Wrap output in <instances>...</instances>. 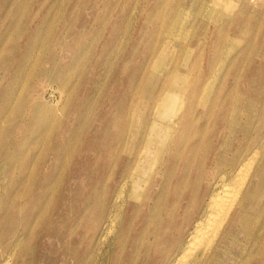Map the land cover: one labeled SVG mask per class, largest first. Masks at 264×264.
<instances>
[{
  "label": "rangeland",
  "instance_id": "obj_1",
  "mask_svg": "<svg viewBox=\"0 0 264 264\" xmlns=\"http://www.w3.org/2000/svg\"><path fill=\"white\" fill-rule=\"evenodd\" d=\"M223 1L0 0V264H176L252 159L242 210L188 263L264 264V0ZM167 89L180 128L139 202Z\"/></svg>",
  "mask_w": 264,
  "mask_h": 264
},
{
  "label": "bare ground",
  "instance_id": "obj_2",
  "mask_svg": "<svg viewBox=\"0 0 264 264\" xmlns=\"http://www.w3.org/2000/svg\"><path fill=\"white\" fill-rule=\"evenodd\" d=\"M208 1V0H207ZM233 1V0H231ZM237 1V0H236ZM259 1V0H258ZM257 1V2H258ZM263 1V0H261ZM199 2V1H198ZM216 2V1H215ZM224 9L228 12H230L232 9H234L232 2L230 1H223ZM219 3V2H218ZM264 4V3H263ZM218 4H216L217 7ZM235 5V4H234ZM211 6V5H210ZM219 6V5H218ZM248 6V5H247ZM263 6V5H262ZM217 9V8H216ZM256 9V8H255ZM220 12V11H219ZM227 12V13H228ZM251 12V11H250ZM200 13V12H199ZM226 13V14H227ZM223 14V13H222ZM232 15V14H231ZM222 16V15H221ZM253 16V15H252ZM256 16V15H255ZM207 17V16H206ZM218 17V16H217ZM220 17V16H219ZM218 17V18H219ZM216 18V17H215ZM228 18V17H227ZM221 19V18H219ZM252 20V19H251ZM253 21V20H252ZM222 22V21H220ZM259 23V22H258ZM221 27V26H220ZM254 27V26H253ZM237 28V27H236ZM256 28V27H255ZM214 30V29H213ZM212 30V31H213ZM206 34V33H205ZM204 34V35H205ZM254 34V33H253ZM232 36V35H231ZM205 37V36H204ZM253 39V38H252ZM248 42V41H247ZM249 43V42H248ZM252 43V42H250ZM251 45V44H250ZM223 51V50H222ZM224 53V52H223ZM250 53V52H249ZM248 53V54H249ZM235 58V57H234ZM246 59V58H245ZM229 60V59H228ZM230 62V61H229ZM233 63V62H232ZM245 63V62H244ZM224 64V63H223ZM222 64V66H223ZM229 66V65H228ZM242 69V68H241ZM215 70V69H214ZM213 70V71H214ZM226 70V69H225ZM229 70V69H228ZM221 74V73H219ZM212 75V74H211ZM224 78V77H223ZM238 78V77H237ZM238 80V79H237ZM164 100L160 108H155L154 110V120L151 123V126L149 128V136L145 143V146L143 147V150L139 153V156L136 160V163H134L133 172L131 174V194L130 198L135 199L137 201H141L142 199V193L146 190L145 187L149 184V181L151 180L153 174L157 172L158 169H160L162 172L166 173L169 164L168 159H164L163 157L165 155V152H169L171 148L169 145L171 144L174 134L178 131V128H180V125L177 123L176 119L181 114V109L183 105V94L180 92V90H170L167 89ZM238 93V92H237ZM242 93V92H241ZM235 94V93H234ZM241 95V94H240ZM237 96V95H236ZM260 96V95H259ZM234 97V96H233ZM243 98V97H242ZM252 98V97H251ZM238 99V97H237ZM263 100V99H262ZM236 101V100H235ZM242 101V100H241ZM239 102V101H238ZM257 102V101H256ZM258 103V102H257ZM236 104V103H235ZM257 105V104H256ZM254 105V107L256 106ZM238 106V105H237ZM169 109H172V113L168 112ZM240 107V106H238ZM252 108V107H251ZM175 110V111H174ZM233 110V108H232ZM263 111V110H262ZM247 112V111H246ZM237 114V113H236ZM243 114V113H242ZM259 115V114H258ZM238 116V115H237ZM236 116V117H237ZM150 117V116H149ZM147 117V118H149ZM259 117V116H258ZM251 118V117H250ZM144 119V118H143ZM233 119V118H232ZM144 121V120H143ZM159 121H162V127L158 124ZM256 121V120H255ZM147 122V121H146ZM186 122V120H185ZM184 122V123H185ZM236 122V121H235ZM248 122V121H247ZM144 123V122H143ZM231 123V121H230ZM147 124V123H145ZM188 124V122L186 123ZM186 124H184V129L187 127ZM193 124V123H192ZM207 124V123H206ZM237 125V124H236ZM146 126V125H145ZM149 126V125H148ZM246 126V124H245ZM235 127V126H233ZM249 127V126H248ZM259 127V125H258ZM252 128V127H251ZM143 129V128H142ZM206 129V128H205ZM235 129V128H234ZM253 129V128H252ZM262 129V128H260ZM147 130V126H146ZM233 130H231L232 132ZM145 132V131H144ZM257 132V131H256ZM262 132V131H261ZM145 134V133H144ZM143 134V135H144ZM155 134L157 135V142L155 144V148H150L153 138L155 137ZM233 134V133H232ZM230 135V134H229ZM251 135V134H250ZM146 136V134H145ZM154 136V137H153ZM140 137V136H139ZM229 137V136H227ZM183 139V137H181ZM230 139V138H229ZM253 139V138H252ZM251 139V140H252ZM146 140V139H144ZM156 140V139H155ZM139 141V140H138ZM142 141V140H141ZM140 142V141H139ZM252 142V141H251ZM250 142V143H251ZM128 144V143H127ZM138 145V142L136 143ZM135 145V146H136ZM200 145V144H199ZM252 145V144H251ZM254 145V144H253ZM228 146V145H227ZM169 147V148H168ZM205 148V147H204ZM250 148V147H249ZM264 148V147H263ZM139 149V146H138ZM254 149V148H253ZM251 149V150H253ZM136 150V149H135ZM224 150V149H223ZM227 150V149H226ZM203 151V149H202ZM206 152V150H205ZM222 152V151H220ZM243 152V151H242ZM115 153V152H114ZM209 153V152H208ZM223 153V152H222ZM225 153V152H224ZM248 153V152H247ZM207 154V152H206ZM220 154V153H219ZM245 154V153H244ZM257 154V153H256ZM255 154V156H256ZM135 155V154H134ZM222 155V154H220ZM244 156V155H243ZM246 156V155H245ZM259 156V155H258ZM262 156V155H261ZM201 157V156H200ZM218 157V156H216ZM224 157V156H223ZM257 157V156H256ZM225 158V157H224ZM245 158V157H243ZM263 158V157H262ZM172 159V158H171ZM205 159V158H204ZM221 159V158H220ZM219 159V161H220ZM252 159V158H251ZM195 160V159H194ZM193 160V161H194ZM244 161V160H243ZM135 162V161H134ZM201 162V161H200ZM206 162V161H205ZM216 162V161H215ZM236 162V161H235ZM202 163V162H201ZM260 163V162H259ZM222 164V162H221ZM130 165V164H129ZM204 165V164H203ZM238 164L236 163V166ZM254 165V159L249 160L246 164H244L237 172L232 184H227L224 186L222 190H220L218 193L213 195L209 202V208L210 211H208V215H206L204 220L199 221L196 226L195 230L190 236L188 243L186 245L185 250L181 254V256L178 258L176 264H187L191 259L197 257V256H204L206 253H208L214 244L216 243L218 237L220 236L222 230L224 229L225 224L229 220L231 214L233 215V211L237 206H239V211L242 210L244 200L241 201V198L244 194V190L247 186H250L252 181V170ZM264 166V165H263ZM129 167V166H128ZM127 167V168H128ZM178 167V166H177ZM220 167V166H219ZM231 167V166H230ZM130 168V167H129ZM237 168V167H236ZM239 168V167H238ZM112 169V168H111ZM218 169V168H217ZM235 169V168H234ZM174 170V169H173ZM225 170V169H224ZM33 171V170H32ZM31 171V172H32ZM130 171V170H129ZM218 171V170H217ZM159 172V170H158ZM174 173V172H173ZM261 173V172H260ZM127 174V173H126ZM175 174V173H174ZM258 174V172H257ZM231 175V174H230ZM173 176V175H172ZM212 176V173H211ZM224 176V175H223ZM264 176V175H263ZM130 177V176H129ZM208 177V175H207ZM128 178V175H127ZM168 178V177H167ZM171 180V179H169ZM230 180V179H229ZM126 181V180H125ZM124 181V184L121 188L120 194L118 196V200L121 202V200L124 198L125 190L128 188V182ZM232 181V180H231ZM120 182V181H119ZM168 182V181H167ZM207 182V181H206ZM259 182V181H258ZM165 183V182H164ZM221 183V182H220ZM166 184V183H165ZM215 184V183H214ZM104 186V185H103ZM213 186V185H212ZM165 187V186H162ZM168 187V185H167ZM219 187V186H218ZM221 188V187H220ZM260 188V187H259ZM215 188L214 190H216ZM104 190V189H103ZM129 190V189H128ZM162 190V189H161ZM167 190V189H166ZM256 190V189H255ZM46 191V190H45ZM164 191V190H163ZM161 192V191H160ZM104 193V192H103ZM163 193V192H161ZM197 193V192H196ZM249 193V191H248ZM168 194V192H167ZM102 195V194H101ZM161 197V195H160ZM246 198V197H245ZM117 199V198H116ZM166 199V198H165ZM159 200V199H158ZM208 200V199H206ZM103 201V200H102ZM125 201V200H124ZM160 201V200H159ZM159 201H157L159 203ZM116 202V200H115ZM138 202V203H139ZM264 202V201H263ZM100 205V204H99ZM118 205V204H117ZM115 205V206H117ZM121 205V204H120ZM125 205V203H124ZM137 205V204H136ZM156 205V204H155ZM190 205V204H189ZM263 205V204H262ZM114 206V207H115ZM164 206V205H163ZM205 206V205H204ZM158 207V206H157ZM161 207V206H160ZM254 207V206H253ZM118 208V207H117ZM123 208V207H122ZM139 208V207H138ZM111 209V208H110ZM137 209V207H136ZM207 209V208H206ZM109 210V209H108ZM117 210V209H116ZM123 210V209H122ZM150 210V209H149ZM158 210V209H157ZM237 210V209H236ZM114 212V211H113ZM136 212V211H135ZM159 212V210L157 211ZM166 212V210H165ZM233 212V213H232ZM248 212V211H247ZM235 214V213H234ZM239 214V213H238ZM242 215V214H241ZM113 216V215H111ZM123 216V215H121ZM156 216V215H155ZM249 216V214H248ZM256 217V216H255ZM119 218V217H118ZM152 218V217H151ZM150 218V219H151ZM240 218V217H239ZM251 218V217H250ZM120 219V218H119ZM238 219V218H237ZM109 221V220H108ZM240 221V220H239ZM121 222V221H120ZM243 222V221H242ZM108 223V222H107ZM129 223V222H128ZM127 223V224H128ZM121 224V223H120ZM118 224V225H120ZM109 225V224H108ZM157 225V224H156ZM236 225V224H235ZM252 226V225H251ZM194 227V226H193ZM257 227V226H256ZM241 228V227H240ZM156 229V228H155ZM111 230L113 231V226L111 227ZM120 230V229H119ZM117 230V232L119 231ZM129 230V229H128ZM159 230V229H158ZM234 230V229H233ZM255 230V229H254ZM264 230V229H263ZM105 231V229H104ZM146 230H144L145 232ZM239 231V230H238ZM242 232V231H241ZM263 232V231H262ZM151 233V232H150ZM236 233V232H235ZM234 233V234H235ZM239 232H237L238 234ZM107 234V233H106ZM148 234V233H147ZM245 234V233H244ZM144 235V234H143ZM153 235V234H152ZM222 235V234H221ZM239 235V234H238ZM148 236V235H147ZM155 236V235H154ZM224 236V235H222ZM240 236V235H239ZM238 236V237H239ZM107 237V236H106ZM145 237V236H144ZM254 237V236H252ZM102 238V237H101ZM153 238V237H152ZM143 239V237H142ZM248 239V238H247ZM254 239V238H253ZM222 240V239H221ZM225 240V239H224ZM114 241V240H113ZM147 241V240H146ZM145 241V242H146ZM153 241V240H152ZM235 241V240H234ZM261 241V240H260ZM259 241V242H260ZM239 242V241H238ZM253 242V240H252ZM257 243V242H256ZM232 244V243H230ZM243 244V243H242ZM152 245V244H151ZM150 245V246H151ZM257 246V245H256ZM184 247V246H182ZM216 247V246H215ZM214 247V248H215ZM244 248V247H243ZM242 248V250H243ZM255 248V247H254ZM140 249V248H139ZM227 249V248H226ZM231 249V248H230ZM214 250V249H213ZM236 250V249H235ZM150 251V249H148ZM228 252V251H227ZM242 252V251H241ZM254 252V251H253ZM146 253V252H145ZM179 253V252H178ZM234 253V252H233ZM174 254V253H173ZM172 254V255H173ZM212 254V253H211ZM242 254V253H241ZM176 255V254H175ZM149 256V255H148ZM234 256V255H233ZM238 256H240L238 254ZM242 256V255H241ZM262 256V255H261ZM178 257V256H177ZM218 257V256H216ZM243 257V256H242ZM137 258V257H136ZM238 258V257H237ZM245 258V257H244ZM205 260V258H203ZM240 259V258H239ZM257 259V258H256ZM175 260V259H174ZM219 260V259H218ZM227 260V259H226ZM243 260V259H241ZM240 260V261H241ZM207 262V261H206ZM223 262V261H222ZM226 262V261H225ZM145 263V262H144ZM216 263V262H215ZM189 264V263H188ZM237 264V263H236Z\"/></svg>",
  "mask_w": 264,
  "mask_h": 264
}]
</instances>
